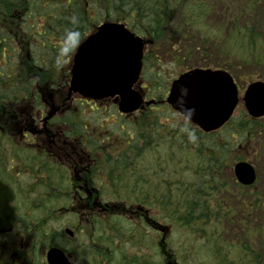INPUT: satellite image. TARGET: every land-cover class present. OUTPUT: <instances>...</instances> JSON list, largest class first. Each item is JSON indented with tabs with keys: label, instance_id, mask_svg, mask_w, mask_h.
<instances>
[{
	"label": "trees",
	"instance_id": "trees-1",
	"mask_svg": "<svg viewBox=\"0 0 264 264\" xmlns=\"http://www.w3.org/2000/svg\"><path fill=\"white\" fill-rule=\"evenodd\" d=\"M16 13L21 21H16ZM73 16L77 25L71 23ZM106 20L125 22L152 41L154 51L165 46L164 55L178 66L222 67L243 79H253L252 74L264 79V0H0V23L11 22L23 47L24 65L35 68L31 45L36 49L38 42L34 55L38 70H43L47 59L53 70L38 76L42 82L53 76L56 94L66 89L69 77L60 70L69 72L68 61L77 47ZM4 29L0 26V35ZM159 63L153 51L147 55L145 79L151 86L148 95L163 100L167 84L162 82ZM31 75H19L18 89L32 93ZM73 113L67 111L62 121L80 134L84 122ZM124 117L135 139L129 148L116 152L114 133L102 132L101 193L111 210L76 227V247L69 250L76 261L170 264L176 259L179 264H198L170 235L183 229L202 240L211 256L208 264H264V218L257 214L259 209L264 214V189L258 190V184L241 186L233 171L244 155L240 145L260 134V124L243 112L219 132L204 133L166 103ZM185 126L188 131H181ZM189 132L194 140L188 139ZM51 193L46 202L29 206L37 213L25 224L29 237L38 240L40 255L53 239L50 221L62 217L58 197L74 198L72 190L55 191V202L50 203ZM229 201L241 203L226 207ZM140 208L144 209L140 219L124 214L126 209ZM151 221H158L159 227L151 226ZM33 264H41L40 259L34 258Z\"/></svg>",
	"mask_w": 264,
	"mask_h": 264
},
{
	"label": "flooded vegetation",
	"instance_id": "flooded-vegetation-1",
	"mask_svg": "<svg viewBox=\"0 0 264 264\" xmlns=\"http://www.w3.org/2000/svg\"><path fill=\"white\" fill-rule=\"evenodd\" d=\"M19 14L15 15L16 21H21ZM0 25L5 26L3 37H0V187L3 193H10V203L14 208L13 228L0 231V264H25L36 253L37 247L35 239L29 237L25 230L26 221L32 222L34 212V208L29 206L46 202L50 191H53L50 203L55 202V191L68 192L70 187L86 191L88 196H83L78 202L82 208L81 217L87 222L101 217L102 172L99 160L103 124L97 116L85 118L84 112L89 106V111L96 114L100 110L99 104L110 100L88 102L80 98V104H68L66 92L55 93L53 76L43 82L38 76L42 71L53 74L48 59L43 70H38V60L34 57L38 53V42L36 49L31 45L35 68L28 70L29 65L23 63L22 44L14 37L11 22ZM20 74H33L31 94L18 89ZM137 88L147 93L146 82L142 81ZM9 90L17 91L16 96L9 94ZM69 107L78 113H81L80 107H84L80 134L66 135L62 125L55 122ZM120 141L125 145L124 139ZM52 233L54 242H65L62 233Z\"/></svg>",
	"mask_w": 264,
	"mask_h": 264
},
{
	"label": "water",
	"instance_id": "water-1",
	"mask_svg": "<svg viewBox=\"0 0 264 264\" xmlns=\"http://www.w3.org/2000/svg\"><path fill=\"white\" fill-rule=\"evenodd\" d=\"M146 41L136 35L124 22L105 21L82 42L73 57L70 93L89 99L115 97L122 112H132L144 102L134 89L143 69ZM187 89L183 104L176 99L181 88ZM168 102L183 113L191 111V121L209 132L229 120L239 101L238 86L224 69L194 68L173 81ZM245 104L251 115H264V81L251 82L245 93ZM238 179L244 184L256 180V172L248 162L235 166ZM11 197L0 187V230L10 229L14 210ZM70 232V231H69ZM51 264H70L58 249L49 252Z\"/></svg>",
	"mask_w": 264,
	"mask_h": 264
},
{
	"label": "rangeland",
	"instance_id": "rangeland-1",
	"mask_svg": "<svg viewBox=\"0 0 264 264\" xmlns=\"http://www.w3.org/2000/svg\"><path fill=\"white\" fill-rule=\"evenodd\" d=\"M1 26V25H0ZM165 46L160 47L158 46L155 48V51L153 52L155 56L159 57V66H157L158 70H160V74L162 77V82H165V84L172 81L173 78L177 77L178 74L184 70H188L191 67H194L196 65H185V66H178L171 58L164 55V52L166 51L164 49ZM167 50H169L168 47H166ZM202 66V65H198ZM215 67V66H212ZM63 70H60L59 74H62ZM255 78H259L258 74H252ZM240 81V80H239ZM241 87L242 94L244 93L245 84L243 82H239ZM242 109V108H241ZM89 117L92 118L93 116L89 114ZM105 120L108 122V126L115 127L117 124L116 122L119 121L118 117V111H116L115 108L108 107L107 110H104L102 113V116ZM264 124V118L261 120ZM118 129L114 128V131H117ZM259 141L252 140L250 144H248L247 147V153H250V156H252V161L255 163L258 174H259V183L260 186L258 187V190L264 189V134L258 135ZM257 151V152H256ZM261 199V197H259ZM229 203L232 204L233 208H237L240 205V201H232V202H225L226 207L229 206ZM258 216L262 219L264 218L263 210H258ZM177 229V228H176ZM188 231H191L188 229ZM172 233V232H171ZM170 235L174 238L176 245L178 248H180L184 254L186 255L189 260L196 261L198 264H208L209 260L211 259V256H208V252L204 251V248L202 247V240L200 238H193L196 237L195 235H192V233H184L183 229H178L176 233H172ZM206 236V235H205Z\"/></svg>",
	"mask_w": 264,
	"mask_h": 264
},
{
	"label": "clouds",
	"instance_id": "clouds-1",
	"mask_svg": "<svg viewBox=\"0 0 264 264\" xmlns=\"http://www.w3.org/2000/svg\"><path fill=\"white\" fill-rule=\"evenodd\" d=\"M71 23H72L73 25H77V24L79 23L77 17H75V16L71 17ZM69 32H70V30H66V34H68ZM58 55H59V53H58ZM61 66H62V65L60 64L59 59H57V60H56V67H57V68H60ZM180 92H181V95L178 96L177 99H176V104H177V107H178V108L181 107V105L183 104V96L186 95V93H187V89H185V88L182 87V88L180 89ZM182 111H183L184 118L190 121V120H191V111H190V110H182ZM181 131H183V132L188 131L187 126L181 128ZM188 139H189V140H194L195 137H194L193 134H191V133L189 132Z\"/></svg>",
	"mask_w": 264,
	"mask_h": 264
},
{
	"label": "bare ground",
	"instance_id": "bare-ground-1",
	"mask_svg": "<svg viewBox=\"0 0 264 264\" xmlns=\"http://www.w3.org/2000/svg\"><path fill=\"white\" fill-rule=\"evenodd\" d=\"M22 13V12H21ZM19 17H21V14H19ZM21 18H23V17H21ZM260 197V196H259Z\"/></svg>",
	"mask_w": 264,
	"mask_h": 264
}]
</instances>
